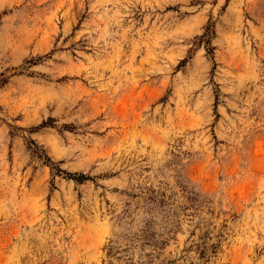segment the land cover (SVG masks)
<instances>
[{"label": "rangeland", "instance_id": "374dc122", "mask_svg": "<svg viewBox=\"0 0 264 264\" xmlns=\"http://www.w3.org/2000/svg\"><path fill=\"white\" fill-rule=\"evenodd\" d=\"M0 264H264V0H0Z\"/></svg>", "mask_w": 264, "mask_h": 264}]
</instances>
